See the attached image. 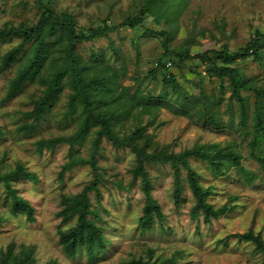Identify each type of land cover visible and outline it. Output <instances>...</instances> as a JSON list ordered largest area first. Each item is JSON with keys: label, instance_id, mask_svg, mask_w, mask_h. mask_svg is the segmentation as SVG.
I'll return each instance as SVG.
<instances>
[{"label": "rangeland", "instance_id": "rangeland-1", "mask_svg": "<svg viewBox=\"0 0 264 264\" xmlns=\"http://www.w3.org/2000/svg\"><path fill=\"white\" fill-rule=\"evenodd\" d=\"M147 3L148 0H53V7L59 13L73 15L79 28L89 31L105 22L119 24L127 17L138 16ZM160 3L164 8L170 7L171 11H167L172 13L171 18L161 14L157 19L148 16L145 29L121 28L109 38L80 42L77 52L82 55L81 60L110 64L115 70H121L123 88H137L138 80L143 79L142 87L157 93L161 84L149 73L157 67V59L165 52L164 36H151L150 31H168L170 49H188L191 56L224 46L234 51L245 46L257 32L264 34V0H161ZM39 16L36 0H0V28L33 24ZM19 43L18 38L0 41V63L4 55ZM56 47L46 62L50 71L53 70L50 65L59 62H53L52 55L58 53ZM23 54L31 55L30 49ZM24 56L0 77V172L4 174L22 164L38 175L37 182L27 178L12 181L17 194L35 208L36 220L32 222L24 213L15 215L12 212V199L0 181V255L13 247L15 253L24 248L33 250L36 264L54 261L56 264H122L140 260L160 264L173 257H176L175 264H264V255L253 242L235 236L253 229L264 239V180L248 184L243 174L234 168L225 175L215 176L209 166L193 160L192 165L201 174L202 185L210 188L208 202L215 208L234 205L226 214L206 223L203 216L198 221L191 217L195 200L188 189L181 207L176 206L170 166H148L153 182L151 194L166 215L164 224L168 230L160 229L157 224L151 232L143 233L139 222L146 199L142 181L129 189L135 156L129 151H116L106 140L101 143L98 161L107 182L100 188V199L95 192L91 197L95 207L101 201L108 211L101 214L110 228L108 235L113 243L99 259L91 260L85 254L67 257L58 235L60 226L63 229L69 227L62 225L58 217L62 196L78 194L88 185L93 179L91 165L75 167L65 173L62 180L60 172L70 160L69 146L59 145L54 151L44 149L42 153L38 149V142L42 139L70 136L79 129L78 113L66 115L71 94L69 87L64 89L36 130L30 133L21 131L24 124L34 121L29 114L45 89L38 79H34L15 98L6 99L10 80L27 62V56ZM239 64L250 81L264 89V56L262 62L249 59ZM124 69L126 75L122 76ZM184 70L190 79H197L188 73L189 67ZM171 71L180 72L173 66ZM218 85L216 79L205 81L209 93L217 94ZM185 88L187 92L198 94V88L191 81L185 83ZM227 88L226 100L230 96L229 84ZM224 113L227 120L230 112ZM238 117L236 108V121ZM151 118L137 115L130 127L146 126ZM154 124L149 126L148 132L160 146L169 145L174 152L197 145L218 143L226 146L236 142V149L241 146L245 149L244 165L259 173L257 164L248 158V139L243 141L241 135L230 128L204 127L195 120L167 110L158 112ZM93 139L92 134L87 146L81 148V155L85 158L90 157ZM116 180L122 181L123 187L114 183Z\"/></svg>", "mask_w": 264, "mask_h": 264}, {"label": "trees", "instance_id": "trees-1", "mask_svg": "<svg viewBox=\"0 0 264 264\" xmlns=\"http://www.w3.org/2000/svg\"><path fill=\"white\" fill-rule=\"evenodd\" d=\"M160 2L161 0H148L143 8L144 11L142 10L138 16L127 17L119 24L105 22L97 28L85 31L79 28L73 15L57 12L53 7V0H36L40 13L37 22L0 28V41L20 39V43L4 55L0 63V77L24 56L23 53L27 48L31 51V55H26V64L23 63L17 75L10 80L6 99L15 98L34 79H38L45 87L43 95L35 101V109L29 114L34 121L24 124L20 128L21 131L30 133L36 130L66 87L71 90L66 115L77 112L80 118L79 129L74 134L42 139L38 142L41 153L44 149L54 151L59 145L69 146L70 160L60 172L62 180L64 174L75 167L88 163L91 165L93 179L88 185L78 194L62 196L58 217L62 225L69 227L63 229L60 226L58 235L67 257L74 258L85 254L91 260L99 259L113 243L108 235L110 228L101 214L108 211L101 201H98V206L95 207L91 197L95 192L100 199V188L107 182L98 161V157L101 156V143L104 140L116 151H129L135 156L134 167L131 169L133 180L129 183V189L138 181H142L146 199L139 222L143 233L151 232L157 224L160 225V229L168 230L164 224L166 215L151 194L153 182L148 166H170L173 171V199L176 206L181 207L185 191L188 189L195 200L191 217L198 221L203 216L206 223H211L213 219L226 214L234 208V205L225 204L221 208H215L208 202L210 188L202 185L201 174L192 165L193 160L209 166L215 176L225 175L234 168L243 174L244 181L248 184H255L259 179L264 180V89L250 81L239 64L249 59L262 62L264 34L261 32H257L245 46L234 51L224 46L191 56L188 49H170L171 36L168 31H150L151 36H164L165 52L157 59V67L149 73L161 84V89L157 93L145 90L141 84L143 79L138 80L137 88H123L120 84L121 70H115L110 64L103 65L81 60L82 55L77 52L80 42L109 38L121 28L145 29V18L148 16L157 19L161 14L165 18H171L172 13L168 14V11H171L170 7L164 8L165 6ZM56 46L58 53L52 55L53 62L55 60L59 62L55 66L50 65L53 67L50 71L46 67V62L48 55ZM60 53L62 55L57 57ZM187 60L190 61L189 64L186 63ZM172 66L178 68L180 72L171 71ZM186 67H189L188 73L195 75L197 79H190L188 74L184 73ZM125 75L124 69L122 76ZM215 79L219 82L218 93L207 92L205 81ZM189 81L198 88L197 95L186 91L185 83ZM228 84L231 90L226 100ZM236 108L239 112L238 121L234 118ZM161 110L190 118L204 127L230 128L239 133L243 141L247 138L248 158L257 164L259 173L244 165L245 149L242 146L236 149L238 145L236 142L226 146L218 143L207 146L197 145L181 152L172 151L169 145L160 146L153 134L148 132V128L155 126L154 119ZM224 112H230L227 120L224 118L226 115ZM136 113L139 116L148 115L152 118L146 126L130 127L132 119L137 116ZM92 134L93 148L90 157L85 158L81 155V148L87 146ZM20 178H27L32 182L39 181L38 175L22 164H18L16 169L4 174L0 172V181L13 202L12 212L15 215L24 213L29 221L34 222L35 208L29 201L20 197L12 187V181ZM114 183L123 187L122 181L116 180ZM235 236L253 242L264 255L262 234L250 229ZM175 262L176 257H173L160 264H175ZM0 264H36V259L33 250L24 248L15 253L12 247L1 253ZM122 264L152 263L140 260Z\"/></svg>", "mask_w": 264, "mask_h": 264}]
</instances>
